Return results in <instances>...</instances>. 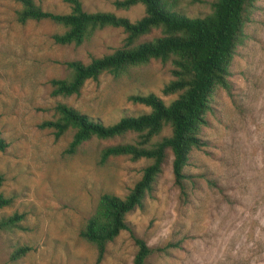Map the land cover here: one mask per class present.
<instances>
[{"label": "rangeland", "instance_id": "374dc122", "mask_svg": "<svg viewBox=\"0 0 264 264\" xmlns=\"http://www.w3.org/2000/svg\"><path fill=\"white\" fill-rule=\"evenodd\" d=\"M41 10L68 13L60 0H32ZM84 12H109L130 22L144 9L136 4L116 9V0H79ZM215 0H174L175 10L189 18L203 17ZM18 0H0V135L7 147L0 152V194L12 199L1 216L23 214L19 227L0 232V264H133V237L151 249L145 264H264V0L246 8L225 87L210 96L202 146L192 150L184 168V192L171 173V153L142 206L125 216L129 230L105 245L96 262L95 248L79 238L98 197L125 196L149 162L127 157L98 164L99 150L131 142L121 138H91L73 154L65 153L71 139L41 128L55 118L56 104H65L105 125L120 117L146 113L130 95H163L173 79L170 62L151 60L117 78L102 74L86 81L78 95L51 96L52 79L66 77L64 63L113 52L125 34L119 28L95 31L80 46H61L51 36L62 28L47 20L20 24ZM153 29L140 40L159 36ZM165 128L162 135H168ZM31 248L12 261L14 248Z\"/></svg>", "mask_w": 264, "mask_h": 264}, {"label": "trees", "instance_id": "16d2710c", "mask_svg": "<svg viewBox=\"0 0 264 264\" xmlns=\"http://www.w3.org/2000/svg\"><path fill=\"white\" fill-rule=\"evenodd\" d=\"M18 1V23L47 20L62 28V32L51 36L57 45L78 47L95 31L105 27L119 28L125 34L122 45L109 54L92 58L86 64L78 60L65 62L66 77L49 81L53 97L76 96L86 81H96L102 74L117 78L129 69L146 65L151 60L170 62L172 65L173 79L163 85L161 92L163 95L175 94L176 97L167 104L152 93L130 95L128 100L131 103L142 105L148 111L123 116L105 125L59 103L54 107L55 118L44 121L40 126L52 129L55 139L67 131L71 132L65 150L67 154L75 153L82 143L91 138L109 140L133 134L131 142L102 147L98 164H104L113 157L149 161L125 196L101 194L79 230V238L95 248L96 262H99L105 245L119 232L129 230L125 216L142 206L161 172L166 151L172 156L174 184L185 196L184 168L192 150L202 146L199 133L206 125L211 93L216 87H225L233 50L244 22V12L255 0H215L208 14L196 18L186 17L176 11L174 0L114 1V7L121 10L136 4L143 6L144 14L134 22L109 12H84L79 0H60L69 9L65 14L43 11L32 0ZM153 29H158L160 35L140 40ZM165 128L168 129V135H162ZM6 147L7 143L0 135V152ZM1 183L0 176V186ZM11 202V198L0 194V210ZM22 220L23 214L1 216L0 232L16 229ZM133 242L136 246L133 264H145L151 249L135 237ZM30 250L28 246L16 247L9 259L15 261Z\"/></svg>", "mask_w": 264, "mask_h": 264}]
</instances>
